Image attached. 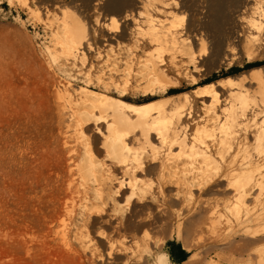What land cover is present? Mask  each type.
I'll use <instances>...</instances> for the list:
<instances>
[{
    "label": "bare ground",
    "instance_id": "bare-ground-1",
    "mask_svg": "<svg viewBox=\"0 0 264 264\" xmlns=\"http://www.w3.org/2000/svg\"><path fill=\"white\" fill-rule=\"evenodd\" d=\"M2 1L63 11L45 24L58 31L49 52L58 80L34 71L61 85L66 117L55 153L62 204L51 217L60 248L78 260L103 252L105 264L143 254L169 264L152 235L175 226L188 250L193 230L241 243L206 251L249 262L264 242V0ZM94 13L105 16L92 22ZM234 65L239 74L213 80Z\"/></svg>",
    "mask_w": 264,
    "mask_h": 264
},
{
    "label": "rangeland",
    "instance_id": "rangeland-1",
    "mask_svg": "<svg viewBox=\"0 0 264 264\" xmlns=\"http://www.w3.org/2000/svg\"><path fill=\"white\" fill-rule=\"evenodd\" d=\"M54 5H32L33 10L29 11L19 4L11 6L7 1L0 4V264L104 263L99 262L103 254L100 251L82 260L66 254L61 249L62 233L52 232L56 226L51 217L62 204L55 153L61 146L66 117H61L56 109L61 85L41 84L34 71L40 76L55 77L49 52L53 50L58 31L45 26L61 17L63 11ZM104 16L94 13L91 21H99ZM101 40L100 36L94 37L93 45L101 46ZM118 41L130 44L127 38H118ZM112 44L116 45L113 41ZM105 61L106 57L101 66L107 72L112 64L111 60ZM240 71L237 65L223 68L212 74L213 80L220 79L219 75H237ZM55 79L58 80L57 75ZM190 90L192 88L187 91ZM222 206L219 205L217 211L228 214ZM174 229L175 226L170 228V236L163 231L152 235L154 241L160 242L154 251L163 252L164 245L177 242L187 255L180 264H264V242L253 245L254 252L252 250L248 262L249 257L235 252L206 251L216 246H237L239 242L217 241L203 233L204 239L192 230L184 235L191 245L188 250ZM69 242L75 243L73 237ZM142 256L141 264L150 262L151 258Z\"/></svg>",
    "mask_w": 264,
    "mask_h": 264
},
{
    "label": "crops",
    "instance_id": "crops-1",
    "mask_svg": "<svg viewBox=\"0 0 264 264\" xmlns=\"http://www.w3.org/2000/svg\"><path fill=\"white\" fill-rule=\"evenodd\" d=\"M178 246H179V245H178L177 242H169L167 245H164V247H163V249H162V251H163L164 253H166L167 256L171 259V262H172L173 264H178L177 261L174 260L173 257H172V255H173V251H174L175 249H177ZM180 248H181V250H183V247H180Z\"/></svg>",
    "mask_w": 264,
    "mask_h": 264
},
{
    "label": "trees",
    "instance_id": "trees-1",
    "mask_svg": "<svg viewBox=\"0 0 264 264\" xmlns=\"http://www.w3.org/2000/svg\"><path fill=\"white\" fill-rule=\"evenodd\" d=\"M186 253L181 250L180 246L177 247V249H175L173 251V259L177 261L178 264L182 263L183 261L186 260Z\"/></svg>",
    "mask_w": 264,
    "mask_h": 264
},
{
    "label": "water",
    "instance_id": "water-1",
    "mask_svg": "<svg viewBox=\"0 0 264 264\" xmlns=\"http://www.w3.org/2000/svg\"><path fill=\"white\" fill-rule=\"evenodd\" d=\"M168 260H169V264H173L172 262H171V259L168 257Z\"/></svg>",
    "mask_w": 264,
    "mask_h": 264
}]
</instances>
